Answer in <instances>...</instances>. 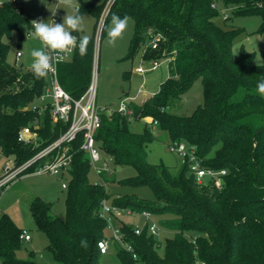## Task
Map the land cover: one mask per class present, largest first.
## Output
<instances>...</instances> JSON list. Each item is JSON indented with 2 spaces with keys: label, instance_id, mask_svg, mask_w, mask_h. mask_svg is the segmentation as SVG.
<instances>
[{
  "label": "trees",
  "instance_id": "trees-1",
  "mask_svg": "<svg viewBox=\"0 0 264 264\" xmlns=\"http://www.w3.org/2000/svg\"><path fill=\"white\" fill-rule=\"evenodd\" d=\"M107 1L97 5L81 2L77 12H91L95 17L87 54L81 57L75 49L71 59L58 65L61 84L74 97H80L91 81L95 37ZM213 2L230 8L228 19L259 16L258 32L264 33V0H114L101 34L115 14L134 20L132 54L149 37L163 36L158 48L146 47L144 57L152 61L168 59L170 75L143 104L128 103L133 120H156V129L166 132L169 144L183 141L195 145L203 166L226 170L223 187L213 180L199 184L187 161L177 173L163 163H151L147 146L156 137L154 130L146 126L138 134L130 129L133 120L126 115L118 111L103 113L96 135L98 147L113 158L116 166L137 170L136 175L118 183L147 186L154 198L115 194L105 184L90 181L92 165L88 153L81 149L80 134L73 144L66 217L54 215L52 205L42 199L36 198L31 204L39 227L49 237L47 248L53 252L56 264L102 263L104 254L98 242L108 236L107 223L101 216L104 200L133 212L170 215L159 221L173 232L162 251L161 240L149 232L147 224L138 234L135 224L117 219L125 241L132 246L128 250L118 243L121 264H264V97L256 90L257 83L264 80V63L256 64V51L244 44L240 56L235 57L234 45L245 28L229 26L228 19L223 18L225 26L218 24L216 18L221 12L212 7ZM26 28H32V24L23 8L8 0L1 2L0 152L14 156L17 165L32 158L67 127L53 123L46 114L38 146L18 139L20 129L40 117L31 105L47 84V76L37 79L32 69L8 61L10 45L5 37L16 32L21 41ZM150 29L154 30L152 35ZM73 34L78 39L85 35ZM199 77L204 83V103L190 115L171 112ZM99 174L107 182H116L105 171ZM23 229L8 213L0 215L1 263L47 264L38 261L33 251L27 259L18 257ZM82 239L87 247H81Z\"/></svg>",
  "mask_w": 264,
  "mask_h": 264
},
{
  "label": "rangeland",
  "instance_id": "rangeland-1",
  "mask_svg": "<svg viewBox=\"0 0 264 264\" xmlns=\"http://www.w3.org/2000/svg\"><path fill=\"white\" fill-rule=\"evenodd\" d=\"M3 1L5 0H0V2ZM85 1L97 5L104 0H76L78 7L67 9H63V6L59 4V0H20L19 5L31 21L43 19L50 23L53 21L62 23L65 15L77 13L81 2ZM80 15L84 17L81 33L93 36L95 30L94 15L87 11L82 12ZM128 18V26L122 38L118 39L114 46L107 43V29L111 24V18L106 22L103 35L101 34V27L97 29L96 37L99 46L97 103L100 107H109L116 110L120 108L122 103L135 102L143 104L145 100L159 91L160 84L170 75L168 59L157 60L159 64L156 69H152V60L145 59L146 47L152 41L150 37L134 54L131 53L130 43L135 34V23L133 18ZM216 22L225 26L222 16L217 17ZM226 24L245 28L244 33L234 45L235 57L240 56V48L244 44L248 50L256 51L254 59L256 64L264 63L262 56V52H264V33L258 32L261 26V18L259 16H232L226 21ZM153 33L154 30L150 29V35ZM5 41L10 45L8 61L25 69H31L32 57L30 53L34 48L41 47L40 41L34 37V29L26 28L21 41L18 39L16 32L5 37ZM18 51L22 53L20 58H17ZM139 67H143L145 72H138ZM204 100V83L202 77H199L192 87L181 96V99L171 107V112L190 115L199 105L204 103ZM146 126L154 130L156 134L155 139L147 146L149 161L153 164L163 163L173 173H177L183 164V159L169 150V139L166 132L156 129L151 118L133 120L130 129L141 134ZM107 157L108 155L103 154V159L91 166L90 181L105 184L115 194L133 193L148 199L154 198L153 191L147 186L130 187L119 184L118 181L136 175L137 170L133 166L118 167L113 160L106 164L105 159ZM7 162L13 165L15 157H8L0 152V176L5 172ZM99 169L104 170L107 177L115 178L116 182H107L99 174ZM69 180L70 176L68 174L61 176L49 172H28L11 181L0 191V215L8 213L19 227L28 230L32 236L31 240H24L18 250L17 255L20 259L29 258L31 251H33L38 261L56 264L53 252L47 248L50 243L49 237L39 227L31 204L36 198L42 199L52 205L54 215L65 218L68 189L63 188L62 185L63 183L69 184ZM169 216L153 214L152 220H150V223L154 221L160 227L156 237L161 240V251L164 248L166 239L172 237L173 232L163 228L159 221ZM121 219L139 226H144L146 222L145 217L137 212L123 213ZM106 233L111 236L109 229L106 230ZM118 248L119 244L112 240L109 245V252L103 255L101 264H121L117 257ZM0 264H2L1 260Z\"/></svg>",
  "mask_w": 264,
  "mask_h": 264
},
{
  "label": "built area",
  "instance_id": "built-area-1",
  "mask_svg": "<svg viewBox=\"0 0 264 264\" xmlns=\"http://www.w3.org/2000/svg\"><path fill=\"white\" fill-rule=\"evenodd\" d=\"M8 1L19 4L20 0ZM113 1L114 0H108L103 9L98 26L99 28L101 27V31L103 28L102 24H104L110 12ZM212 7L220 10L223 19H228L230 8L222 7L217 2H213ZM73 35L77 36L76 34ZM162 39L163 36L157 34L148 45H151L152 48H157ZM98 47V38L95 37V52L91 81L80 97H74L62 86L58 70L59 63L71 59L75 50L54 57V66L56 70L48 73L47 84L44 91L31 105L32 109L39 113L40 117L36 118L29 125L23 126L18 133V139L23 143L38 146L42 138L40 130L46 126V120L44 118L46 114H48L49 119L53 123L67 127L55 140L44 145L37 154L26 162L19 165L15 162L13 165H10L9 162H7L5 172L0 176V191L11 181L28 172H49L61 176H65L66 174L69 175L74 156L73 144L78 140L80 134H82L83 139L81 149L88 153L91 165H95V163L103 159L104 154L98 147L96 141L97 132L102 124V114L106 113L107 115H111L113 112L118 111L126 115L129 120L132 121L134 119L133 111L128 103H122L120 108L116 110L109 107H100L98 105ZM21 56L22 53L18 51L17 58ZM158 64L157 60H153L152 69H156ZM138 72L144 73L145 69L139 67ZM157 123L158 122L155 120L153 126H156ZM168 146L171 152L178 154L182 157L183 161L188 162L190 172L196 177L199 184H205L213 180L218 187H223L225 183L223 176L226 174V170H215L203 166V159L196 153L195 145H189L182 141L170 143ZM112 160L113 158L108 156L105 162L108 164V162ZM100 171L99 169V172ZM62 186L65 189L67 188L66 183H63ZM126 212L131 213L133 211L113 205L107 200L102 202L101 216L107 223V229L111 231V236H107L98 242L102 254H107L109 252V245L112 240L125 246L128 250H132V246L125 241L124 233L116 224V220L121 219L123 213ZM139 213L145 217L146 222L144 225L147 224L149 232L156 236L160 227L154 221L150 223L153 214L147 210ZM143 227L144 226L136 225L135 232L140 234ZM20 238L23 241H28L31 240L32 236L28 230L23 229ZM134 256L136 257L137 255L134 254Z\"/></svg>",
  "mask_w": 264,
  "mask_h": 264
},
{
  "label": "clouds",
  "instance_id": "clouds-1",
  "mask_svg": "<svg viewBox=\"0 0 264 264\" xmlns=\"http://www.w3.org/2000/svg\"><path fill=\"white\" fill-rule=\"evenodd\" d=\"M59 4L63 9L78 7L76 0H59ZM129 18H124L113 14L111 16V24L107 29V43L115 45L116 41L122 38L127 26ZM84 17L78 12L75 14H67L63 17V22H48L43 19L33 20L31 24L34 29V37L40 41L41 47L34 48L30 55L32 57L31 69L37 79L45 78L49 72H54V57L62 54L70 53L78 49L79 55L84 57L87 54L88 45L91 37L88 35L77 36L74 32L83 31ZM235 55V54H234ZM257 92L264 97V80L256 85ZM81 247H87V241L82 239Z\"/></svg>",
  "mask_w": 264,
  "mask_h": 264
},
{
  "label": "crops",
  "instance_id": "crops-1",
  "mask_svg": "<svg viewBox=\"0 0 264 264\" xmlns=\"http://www.w3.org/2000/svg\"><path fill=\"white\" fill-rule=\"evenodd\" d=\"M32 239V238H31Z\"/></svg>",
  "mask_w": 264,
  "mask_h": 264
}]
</instances>
